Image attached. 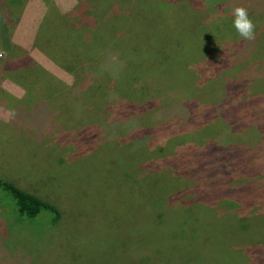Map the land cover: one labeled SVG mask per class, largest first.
I'll return each mask as SVG.
<instances>
[{"label": "rangeland", "instance_id": "rangeland-1", "mask_svg": "<svg viewBox=\"0 0 264 264\" xmlns=\"http://www.w3.org/2000/svg\"><path fill=\"white\" fill-rule=\"evenodd\" d=\"M7 2L0 0V178L54 204L61 217L23 216L0 187V264L15 253L16 264H264V18L244 41L220 9L262 10L264 0H113L110 13L123 36L132 28L133 43L117 46L120 57L105 69L80 67L77 81L59 50L46 52L38 27L49 8L97 2ZM194 4L210 7L196 22ZM21 48L63 83L40 95L4 71L6 54ZM225 125L223 138L254 130L246 153H216L213 169L193 176L207 159L204 141ZM162 141L166 149L156 147ZM139 159L165 164L150 188L176 189L160 197L164 211L177 209L170 217L140 209L151 194L135 177ZM245 165L249 187L236 192L243 179L232 189L225 180ZM186 172L190 179L177 176Z\"/></svg>", "mask_w": 264, "mask_h": 264}, {"label": "trees", "instance_id": "trees-1", "mask_svg": "<svg viewBox=\"0 0 264 264\" xmlns=\"http://www.w3.org/2000/svg\"><path fill=\"white\" fill-rule=\"evenodd\" d=\"M95 1L97 2L96 5H98L96 8H92L89 3L85 5V7H79L77 9L74 8L71 11H62L57 8H49L48 11H46L38 27L37 36H39L38 39L40 43L45 47L44 49H46V52L52 55L53 52L59 50L60 56L65 57L66 58L65 60L71 64L70 65L68 63V65L72 67L73 64L74 69L72 68L71 76L74 77V81L78 80L77 76H79V74L82 75V73L78 71L80 67L83 66L86 67L87 74L89 70L93 69L95 63L96 64L98 63L97 65V68H99L98 71H100L102 68L105 69L104 66L106 62H108L111 59H117L120 57L119 55L121 54V50L119 51L117 46L122 45L124 46V49H126V51H129V48H127V46L133 43L131 39L132 36H130L132 35V28L130 29L127 23L125 27L127 29V33L125 36H123L122 33L125 32L123 28V24L117 23L114 20L115 15L113 13H110L113 10V8H111V4L113 0H95ZM7 3H8L7 0H4V4L6 5ZM249 5L251 8L247 9L250 12L248 14L254 23L258 22L259 21L258 19L264 18V11H263L264 9L261 10L260 7H257L253 3ZM133 6H134V1H133ZM229 8L231 7H228L227 5L220 9L222 10L221 13L224 14L225 12L224 15L229 17V21H231V13L233 10ZM209 9L210 7H208L207 5L198 6L194 4V7H192V16L194 18L193 22H196L199 19L203 18V16L207 15L210 12ZM128 12L129 10L126 11L124 14L127 17L129 16L132 17L133 16L132 13H134V11H131L130 13ZM211 13L215 14V12H213L212 10ZM81 31L83 33H80L77 38V34ZM217 38L218 37H215L216 40ZM215 39H213V41H215ZM98 41H99V45L96 48H94L95 43ZM112 43L114 44V46L112 45ZM216 46H212V48H210L207 51L214 52L215 50H218L219 46L218 47ZM69 48H72V50L70 49L67 53L66 50H68ZM113 48L114 51L118 50V52H116L117 54L115 52H111L112 51L111 49ZM136 48L138 47L137 44L135 43L134 49ZM144 52H145L144 55H146L147 53L146 49ZM110 56H113L114 58H111ZM66 67L67 66H65V68ZM6 69L12 70L13 74L18 75L26 82L29 81L28 84L31 85V89L33 91L35 90L39 92L40 95L41 94L45 95L44 90L46 88L52 89L54 87L53 85L57 84V82H59V85L63 83L62 81L58 80L55 77V75H51L48 72H46L43 66L39 65L35 60L27 56L26 53L23 52L22 48L14 49L6 54L4 58L3 70L7 71ZM46 76H48L47 79ZM38 100L35 102H38ZM225 127L226 128L222 126L223 129H218V131L220 130V133L219 134L216 133L215 137L212 138L211 141H208L211 137L206 138V140L207 139L208 140L204 141L205 144L204 151L206 152L207 159L205 160V162H203L204 165H202L200 168L202 171L199 169V172L194 173L193 176L194 175L198 176L200 174L203 176V171L210 169L212 170L213 168L210 159L216 157V153L217 154H219V152L229 153L228 156L230 157L236 156V160L237 158L238 159L241 158V155L246 153V150L250 142L252 141V139L248 141L249 136H247L248 134L247 131L252 130L254 132V130L252 128L250 129L246 127L244 130L240 132L237 131V134H235L231 138L229 137L223 138L222 136L223 131L226 132V130H228L227 125H225ZM199 142L203 143V141H199ZM150 145L151 144L148 145L144 144L143 146L138 148L139 150L148 153L149 152L148 146ZM156 147H161L163 149H166L164 141H162ZM218 159L220 160V158ZM142 161H143L142 159L141 160L139 159L137 163L136 166L137 173L135 177H137L138 180V175H139L138 181L140 184H142L141 188L144 190L146 195H147V191L151 194L150 195L151 199L147 200L149 203L140 202L141 205L140 209H142V211H144V213L147 214L153 212L155 219L165 216L170 217L167 214V210L171 209V207L165 209L164 211V205H162L163 203L160 202L161 201L160 197L166 192V195H164L163 198L166 196L167 199H170L172 195L176 194V192L174 191L176 189H171V187L170 188L164 187L163 184L157 188H154V186L150 188L152 184L151 175L156 174L157 176H160L164 174L165 173L164 170L166 169V166L164 164L163 169L160 167L156 168L158 164L156 159H152L150 161V164L146 166L144 164V161L143 162ZM154 162L156 164H154ZM156 169H158V171ZM237 170L238 169L233 168L232 170L233 175L230 174L228 176L229 178L225 180L226 186L232 189L234 188V186L231 185V182L235 181L234 179L237 178H239V180L243 179L241 184H239L240 187L243 188L239 190H235V189L234 190L236 192H241V193L243 192V190L246 192V190L249 187L248 181H249L250 171L247 170L246 165L245 167L243 166V168H241L239 173H237L238 172ZM215 171H212L211 173L210 172L207 173V178L212 177L211 174H216L217 172ZM257 174L258 172L255 173V175ZM177 176H181V177L187 176L189 178V176L191 175H188L186 172ZM147 178H148V182L147 184H145V180ZM221 178L222 176L220 177V179ZM217 179L219 181V178ZM210 180L212 181V178H210ZM0 187L10 192L12 198L15 200L17 211L21 215L32 218V217H36L44 210L46 211L50 210L54 213L55 221H58L60 219L61 212L54 206V204L49 203L48 201L42 199L38 195L34 193H30L16 186L12 182L5 181L1 178H0ZM231 194L235 195V193L232 191ZM245 194L248 193H244V195ZM159 208L162 209L163 214L158 212ZM176 210L177 209H174L172 211L169 210V212H171L172 215L173 212H175ZM19 259L20 256H18L15 253L6 262V264H16Z\"/></svg>", "mask_w": 264, "mask_h": 264}, {"label": "clouds", "instance_id": "clouds-1", "mask_svg": "<svg viewBox=\"0 0 264 264\" xmlns=\"http://www.w3.org/2000/svg\"><path fill=\"white\" fill-rule=\"evenodd\" d=\"M232 27L244 41L255 38L256 25L250 18L248 11L244 7H236L231 13Z\"/></svg>", "mask_w": 264, "mask_h": 264}, {"label": "crops", "instance_id": "crops-1", "mask_svg": "<svg viewBox=\"0 0 264 264\" xmlns=\"http://www.w3.org/2000/svg\"><path fill=\"white\" fill-rule=\"evenodd\" d=\"M45 15V14H44ZM44 15H43V17H44ZM42 19V18H41Z\"/></svg>", "mask_w": 264, "mask_h": 264}]
</instances>
